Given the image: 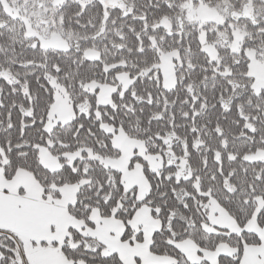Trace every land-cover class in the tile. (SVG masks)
Instances as JSON below:
<instances>
[{
    "label": "snow or ice",
    "instance_id": "obj_1",
    "mask_svg": "<svg viewBox=\"0 0 264 264\" xmlns=\"http://www.w3.org/2000/svg\"><path fill=\"white\" fill-rule=\"evenodd\" d=\"M0 264H264V0H0Z\"/></svg>",
    "mask_w": 264,
    "mask_h": 264
}]
</instances>
